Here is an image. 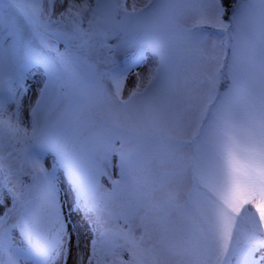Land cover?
Segmentation results:
<instances>
[{
    "label": "snow or ice",
    "instance_id": "1",
    "mask_svg": "<svg viewBox=\"0 0 264 264\" xmlns=\"http://www.w3.org/2000/svg\"><path fill=\"white\" fill-rule=\"evenodd\" d=\"M0 264H264V0H0Z\"/></svg>",
    "mask_w": 264,
    "mask_h": 264
},
{
    "label": "rangeland",
    "instance_id": "2",
    "mask_svg": "<svg viewBox=\"0 0 264 264\" xmlns=\"http://www.w3.org/2000/svg\"><path fill=\"white\" fill-rule=\"evenodd\" d=\"M206 31L213 32L215 30L212 28H207ZM40 83H41V77L39 75H37L35 79L30 81L33 90H35L40 85ZM32 98H33V92H30L29 96L26 98L25 104L27 105V101Z\"/></svg>",
    "mask_w": 264,
    "mask_h": 264
}]
</instances>
